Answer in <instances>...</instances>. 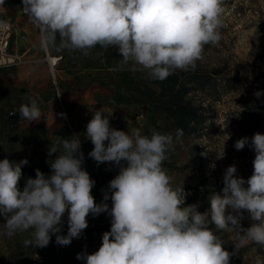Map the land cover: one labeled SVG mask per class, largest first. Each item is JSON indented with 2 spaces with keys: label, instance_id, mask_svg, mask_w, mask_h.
Segmentation results:
<instances>
[{
  "label": "clouds",
  "instance_id": "obj_1",
  "mask_svg": "<svg viewBox=\"0 0 264 264\" xmlns=\"http://www.w3.org/2000/svg\"><path fill=\"white\" fill-rule=\"evenodd\" d=\"M22 4L28 20L39 28L42 48L56 45L57 37L61 49L85 55L96 46L117 47L123 63L133 62L159 81L175 70H195L204 46L219 42L223 14L221 0H22ZM9 27L0 20V30ZM105 113L95 111L84 134L94 145L88 155L97 164L118 168L99 204L92 195L96 182L82 168L80 134L57 136L46 161L51 174L37 169L22 190L19 181L28 160H0V217L9 237L31 231L32 239L25 243L35 248L47 247L53 235L58 245L68 246L88 228L89 215L109 213L111 228L103 233L99 249L77 254L85 264H230L234 253L225 250L210 225L219 231L232 229L241 245H264V134L235 142L238 151L246 146L254 151L252 175L245 180L236 175L235 165L228 166L222 193L213 192L209 208L200 212L198 204L185 206L183 185L173 188L162 167L172 135L117 130ZM19 114L29 123L39 122L37 100L29 98ZM245 211L252 221L247 228L241 224ZM66 213L67 235H62Z\"/></svg>",
  "mask_w": 264,
  "mask_h": 264
},
{
  "label": "rangeland",
  "instance_id": "obj_2",
  "mask_svg": "<svg viewBox=\"0 0 264 264\" xmlns=\"http://www.w3.org/2000/svg\"><path fill=\"white\" fill-rule=\"evenodd\" d=\"M221 5L219 42L204 46L195 70H175L159 81L133 62L123 63L117 47L96 46L85 55L80 50L61 49L57 37L54 48H42L39 28L23 12L22 0H4L0 18L15 24L11 45L23 55L24 63L0 68V160H28L19 188L23 189L28 178H35L37 169L51 174L46 161L49 145L57 136L80 134L82 168L95 180L93 188L108 191L118 168L107 162L97 164L88 155L94 145L84 135L99 109L111 115L110 125L117 130L172 135L162 167L173 188L193 189L190 205L198 204L200 212L209 208L213 192L222 193L228 166L237 167V176L250 177L255 153L247 146L238 151L234 144L242 137L264 134V0H221ZM53 58L58 62L53 64ZM171 90L183 95L182 103L191 111L189 124L179 122L168 110ZM257 91L259 97L254 95ZM29 98L36 99L40 107L39 122L20 117V106ZM116 111L124 115L123 121L112 119ZM4 222L0 217V264H74V249L58 245L55 235L47 247L35 248L25 243L32 239L31 231L9 237ZM251 223L245 211L241 224L247 228ZM210 227L225 250L234 253L230 264H264V245H241L232 229Z\"/></svg>",
  "mask_w": 264,
  "mask_h": 264
},
{
  "label": "built area",
  "instance_id": "obj_3",
  "mask_svg": "<svg viewBox=\"0 0 264 264\" xmlns=\"http://www.w3.org/2000/svg\"><path fill=\"white\" fill-rule=\"evenodd\" d=\"M0 20H5L8 22L10 27L8 30H0V68H9L20 66L24 63L23 55L14 51L12 49L11 41H6V32H14L16 30L15 24L7 18H0ZM52 58V57H50ZM58 58L55 62H58ZM124 115L118 111L114 112L112 119L115 122L123 121ZM107 190H98L93 188L92 193H96V203H101L103 200V195ZM186 195L185 206L190 205V190H184ZM109 208H111V200L107 201ZM88 228L84 231L83 235L78 239H73L70 246L74 250L73 253L76 255L78 253L86 252L91 254L99 249L102 244V235L104 232L109 231L111 228V216L109 213H101L100 215L93 217L89 215ZM62 232L60 234L67 235V213L63 218ZM58 255L60 257V250ZM61 259V258H60ZM61 261V260H60ZM74 264H85L84 261L78 260L74 261Z\"/></svg>",
  "mask_w": 264,
  "mask_h": 264
},
{
  "label": "trees",
  "instance_id": "obj_4",
  "mask_svg": "<svg viewBox=\"0 0 264 264\" xmlns=\"http://www.w3.org/2000/svg\"><path fill=\"white\" fill-rule=\"evenodd\" d=\"M54 48V45H51ZM56 51V50H55ZM170 100L167 102L168 110L171 111L173 116L181 123L189 124V118L191 117L190 109L182 103L183 95L174 93L173 90L169 92ZM182 97V98H181ZM123 100H114L113 103H123ZM58 133V132H57ZM56 133V134H57Z\"/></svg>",
  "mask_w": 264,
  "mask_h": 264
},
{
  "label": "bare ground",
  "instance_id": "obj_5",
  "mask_svg": "<svg viewBox=\"0 0 264 264\" xmlns=\"http://www.w3.org/2000/svg\"><path fill=\"white\" fill-rule=\"evenodd\" d=\"M13 33L14 32H6V41H11L12 40V36H13ZM57 58H53L51 61H52V63L53 64H55L56 62H55V60H56ZM184 190H190V202H191V199H192V197H193V189L192 188H184ZM92 195H93V197L95 198V202H96V193H92Z\"/></svg>",
  "mask_w": 264,
  "mask_h": 264
}]
</instances>
